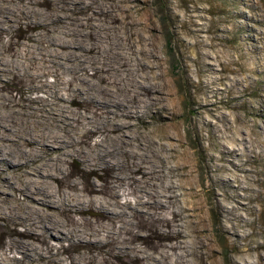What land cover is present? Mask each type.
<instances>
[{"label": "rangeland", "instance_id": "1", "mask_svg": "<svg viewBox=\"0 0 264 264\" xmlns=\"http://www.w3.org/2000/svg\"><path fill=\"white\" fill-rule=\"evenodd\" d=\"M0 17L6 21L0 31L3 61L35 45L53 49L55 60H71L76 66L65 73L59 66L39 77L14 73L9 82L0 80L3 108H12L14 116H23L30 106L48 108L44 104L52 99L51 93L30 89L31 84L64 82L68 92L76 84L83 86L87 95L104 96V102H89L75 92V101L64 103L65 108L96 120L113 110L119 116L132 108L130 142L144 144L149 162L157 160L158 191L168 195L162 207L150 210L163 218H137V224L123 230L119 226L132 219L111 218L109 223L119 233L101 251L91 250L94 262L102 256L108 264H146L142 255L115 256L116 246L127 243L150 253L163 247L175 251L176 225L186 236L182 251L188 252L192 238L199 245L208 242L209 250L198 251L204 264L209 259L214 264H264V0H0ZM69 52H76L77 58ZM50 56L42 54L43 59ZM112 65L118 71L110 69ZM123 90L140 102L128 104ZM115 102L124 105L117 107ZM145 105L141 117L137 111ZM40 114L38 109L31 116ZM8 124L9 118L0 114L2 143H9L4 139L8 134L16 136ZM75 125L70 133L78 137L74 146L92 147L115 135L116 125L109 119L93 133L91 126ZM64 164L65 172L54 181L59 191L110 195L109 167L86 168L73 158ZM123 172L131 176L125 181L127 188L143 179L157 181L156 174L146 175L143 168ZM143 190L135 195L122 189L125 196L120 200L135 202ZM0 197L28 200L20 189ZM148 199L156 196L149 194ZM63 217L69 226L81 221L92 228L104 219L92 209ZM198 223L201 230L196 229ZM29 230L18 217H1L0 255L24 257L15 243L26 240H33L39 252L55 254V261L45 258L47 264H74L88 252L71 241L56 242Z\"/></svg>", "mask_w": 264, "mask_h": 264}, {"label": "bare ground", "instance_id": "2", "mask_svg": "<svg viewBox=\"0 0 264 264\" xmlns=\"http://www.w3.org/2000/svg\"><path fill=\"white\" fill-rule=\"evenodd\" d=\"M5 22L0 17V31L5 28ZM53 52L55 51L51 48H41L31 45L30 47L18 49L15 54L9 56L8 62H6L7 60L3 61V55H0V80L2 83H5L13 78L14 75L12 74L14 73L16 76L39 77L44 70L48 68L54 69L59 66L64 68L63 73L76 69L74 64L68 62L71 60H67L66 62L55 60ZM44 53L51 55V58L43 59L42 54ZM73 54L77 58L78 54L76 52L67 53L70 57L74 56ZM60 55H62V52ZM113 65L109 66L110 69L117 70ZM32 66L33 69H31ZM62 83L64 82L31 84L30 89H47L51 93L52 99L44 104V106H49L48 108L30 106L23 116H14L13 109L3 108V101H0V114L2 116L3 113L4 117L9 118L8 126H10L13 134H16V136L9 134L5 136L4 139L9 140V143H2L0 141V193L11 195L12 191L20 189L28 196V200L24 202H10L8 199L0 197V218L4 216L13 219L18 217L20 220H23L28 229H31L29 231L32 234L46 235L56 242L68 240L77 244L76 249L81 247L88 250L81 258L78 256L74 264H108L102 256H99L98 261L94 262L91 250L96 249L101 251L103 244L110 242L113 236L118 235L119 232L116 230V226L109 223L110 219H132L119 226V230L126 229L127 226L134 225L135 223L137 224V218H143L144 221L162 219L163 217L155 215L150 210V207H162L165 204L163 198L168 194L163 190L158 191V180L160 178L158 174L160 170H158L157 160L151 159L149 162L148 148L144 144L135 145L130 142L133 135L131 136V133H129V127L132 121L129 123L128 119L132 114L134 115L135 111L130 108L127 114L117 116L116 111L113 110L110 112V115L103 114L96 120L92 115L91 117L86 116L84 112L67 110L65 108L67 106L64 103L69 100L74 102L75 92L84 95L83 98L85 100L87 99V101L97 104L103 103L105 98L102 101L101 99L104 96H101V99H97L95 95H91L90 93V95H87L83 86L77 84L72 88V92H68L61 85ZM122 95L128 104L140 102L139 97H130L129 90H123ZM148 95L145 97L147 98ZM113 96L109 94V97L113 98ZM112 102L114 103V101ZM121 102H115L114 106L124 105ZM52 105L58 106L54 107ZM147 106H140L141 110L137 111L141 117L147 111L145 108ZM38 109L41 110L39 118H32L31 114ZM18 111L20 115L23 112L22 110ZM106 119H109L116 125V128L112 130L115 135L111 136L109 141H102L88 148L84 145L74 146V142L78 137L76 134L70 136V133L76 130L75 122H78L82 128L91 126L90 131L93 133ZM20 139H29L31 143L23 146L19 143ZM68 158L81 162L86 168L103 169L104 167H109L111 171L110 185L108 187L110 195L96 194L90 196L87 192L71 191L68 189L59 191L54 185V181L58 178L59 174L65 172L66 166L64 162ZM142 168L145 170L146 175L156 174L155 179L157 181L140 179L141 181L135 184L134 187L127 188L128 185L125 181H128L131 176L124 173L123 169H126V171H137ZM21 172H24L26 175L21 176ZM139 188L144 189V194L136 196L135 202L131 200L122 202L120 200L125 196L124 193H121L122 189L135 194ZM149 194L155 195L156 199L149 200ZM90 209L97 216L104 218L95 228L81 221L72 223L69 226L63 217L64 213H86ZM193 211L195 212L196 209ZM196 229L201 230V224L198 223ZM180 231L176 225L172 230L173 237H176L178 241V244L174 248L175 251L169 247H163L158 251L150 253L147 249L137 248L134 244L127 243L116 246L115 256L123 257L125 254L142 255L143 259L146 260V264H204L198 251L201 248L209 250L208 242L204 239L205 242L199 245L192 238L188 242V252H184L181 249L184 247L182 243L186 236L181 234ZM140 239H143V234H140ZM15 245L22 250L24 257L16 255L9 257L1 254L0 264H19V262H22V264H47L45 258H50L52 261L56 260L55 254L39 252L33 240L15 243ZM207 262L214 264L210 259Z\"/></svg>", "mask_w": 264, "mask_h": 264}]
</instances>
